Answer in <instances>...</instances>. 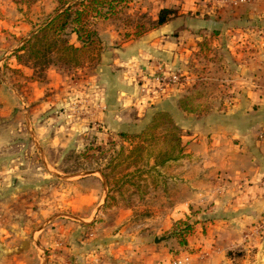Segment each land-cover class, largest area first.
<instances>
[{"label": "rangeland", "instance_id": "1", "mask_svg": "<svg viewBox=\"0 0 264 264\" xmlns=\"http://www.w3.org/2000/svg\"><path fill=\"white\" fill-rule=\"evenodd\" d=\"M132 2L134 0L115 17L93 21L102 47L95 51L92 60L81 66L64 67L29 62L26 52L22 53V62L16 57V52L33 34L57 15L58 1L0 0V86L8 87L3 83L5 78L18 92L12 96L14 101L5 97L0 102V111L6 113L0 120V125L3 124L0 132L3 138L0 142V264H62L63 257L71 264L67 254L71 243L66 242L65 232L71 231L77 240L94 237V233L101 230L94 227L96 222L109 220L120 206L127 211L123 214L140 220L159 216L157 226L163 236L172 231L176 234L183 227L179 222L183 219H179L168 229L171 221L167 216L180 200L178 168L188 155L187 144L183 157L158 164L159 149L165 145L160 137L175 130L161 126L155 136L151 132L154 123L166 121L163 113L171 116L181 129L175 132L183 137L184 130L171 104L153 105L141 114L132 103L119 109L114 101L109 116L107 108L98 103L92 106L88 95L83 93L90 88L99 89L107 82L110 92L113 90L112 100L124 85L128 92L138 91L151 102L168 91L153 96L156 83L146 77L122 80L116 73L113 78L105 77L100 70L103 54L108 49L100 35L101 22L125 25L129 29L127 36H140L138 26L143 21L131 14ZM56 55L54 52L49 57L54 59ZM11 57L31 68L33 74L27 75V70L12 67ZM206 75L207 80L197 81L196 96L200 97L202 92L206 96L207 87L210 92L207 94L214 98L217 91L222 92L214 66ZM186 83L184 74L182 83L173 87H183ZM73 92L80 94L73 96ZM65 97L69 101L64 103ZM47 100L49 103H45ZM53 101L56 103L51 104ZM32 117L36 119L38 130L33 127L32 131L28 125ZM34 134L38 135L40 143ZM93 171L99 173L92 174ZM105 189L107 196L93 214L90 204H98ZM257 223L258 220L250 223L242 234L240 246L230 251L224 264H264V230L255 233ZM72 224H76L75 228ZM199 254V258L208 257L210 250Z\"/></svg>", "mask_w": 264, "mask_h": 264}, {"label": "crops", "instance_id": "2", "mask_svg": "<svg viewBox=\"0 0 264 264\" xmlns=\"http://www.w3.org/2000/svg\"><path fill=\"white\" fill-rule=\"evenodd\" d=\"M163 9L177 11L176 17L163 25L154 24ZM130 12L145 25L139 37L127 36L125 25L99 24L108 45L100 69L105 77L113 78L115 73L122 80L145 77L160 67L182 71L187 83L168 89L151 102L147 95L128 92L124 85L112 100L113 90L110 92L107 82L83 93L92 106L98 103L107 108L109 116L114 101L119 109L132 103L141 114L153 105L171 104L184 130L188 155L178 168L180 200L167 216L171 221L168 229L179 219L191 222L192 228L185 244L173 231L159 241L165 235L157 226L159 216L140 220L116 207L109 220L96 222L94 227L101 230L94 237L77 240L71 231L65 232L66 242L71 243L69 260L71 264H171L188 253L191 260L187 264H224L230 251L240 246L250 223L264 217V0H251L236 9L215 8L197 0H134ZM9 60L12 67L33 74L15 57ZM213 66L222 92L217 91L213 98L206 87V96L203 92L196 96L197 81L207 80L205 74ZM4 79L8 87L0 86V102L18 95ZM227 88L232 104H228ZM56 90L59 93V85ZM4 115L0 111V120ZM28 120L32 131L33 127L38 130L36 119ZM105 196L106 189L98 204H90L93 214ZM208 249L210 255L199 258V252ZM62 260V264H70L64 257Z\"/></svg>", "mask_w": 264, "mask_h": 264}, {"label": "trees", "instance_id": "3", "mask_svg": "<svg viewBox=\"0 0 264 264\" xmlns=\"http://www.w3.org/2000/svg\"><path fill=\"white\" fill-rule=\"evenodd\" d=\"M59 9L57 15L52 17L45 25L33 34L25 45L16 52L19 62L24 60L22 53L26 52L28 61L42 64L53 63L57 66L71 67L81 66L85 61L94 58L95 51H99L102 43L99 39L94 22L98 19H110L115 17L119 11L131 0H57ZM74 1V2H73ZM177 11L163 9L159 14L156 25H163L176 17ZM141 35L144 26L139 25ZM138 35V36H139ZM74 37L75 41H72ZM56 53L54 59L50 54ZM161 114V113H160ZM166 116L164 123H154L151 132L155 136L156 130L161 126L174 128L180 132L181 129L172 120L170 115ZM164 134L160 137L161 145L158 164H165L172 159H179L185 155V142L181 133ZM123 135L125 133H122ZM157 142V141H156ZM159 142V139H158ZM159 146V145H158ZM157 156V155H156ZM183 224L176 232L182 244L187 242L186 234L190 232L192 223L188 220L179 221Z\"/></svg>", "mask_w": 264, "mask_h": 264}, {"label": "built area", "instance_id": "4", "mask_svg": "<svg viewBox=\"0 0 264 264\" xmlns=\"http://www.w3.org/2000/svg\"><path fill=\"white\" fill-rule=\"evenodd\" d=\"M200 3H205L214 6L215 8H230L236 9L240 6L248 4L251 0H197ZM183 75L181 71L174 70V71H166L165 69L158 68L154 73L145 76L147 80L154 81L156 83V87L152 90L153 96L157 94H162L165 90L169 89L170 87L180 85L182 83ZM228 94V104H232L233 97L229 91L227 90ZM256 232L258 233L261 230H264V217L258 220V223L255 227ZM253 232V229H252ZM253 234V233H252ZM250 234H248L249 238ZM191 260L190 254H185L183 256H179L172 261L171 264H187Z\"/></svg>", "mask_w": 264, "mask_h": 264}, {"label": "water", "instance_id": "5", "mask_svg": "<svg viewBox=\"0 0 264 264\" xmlns=\"http://www.w3.org/2000/svg\"><path fill=\"white\" fill-rule=\"evenodd\" d=\"M167 238H168V236H162V237H158L159 241H160V240L167 239Z\"/></svg>", "mask_w": 264, "mask_h": 264}]
</instances>
